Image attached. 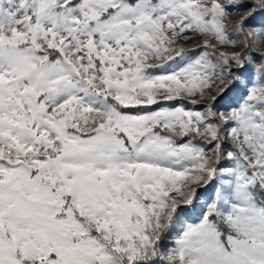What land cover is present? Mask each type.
Instances as JSON below:
<instances>
[{
	"label": "snow or ice",
	"instance_id": "1",
	"mask_svg": "<svg viewBox=\"0 0 264 264\" xmlns=\"http://www.w3.org/2000/svg\"><path fill=\"white\" fill-rule=\"evenodd\" d=\"M0 264H264V0H0Z\"/></svg>",
	"mask_w": 264,
	"mask_h": 264
}]
</instances>
